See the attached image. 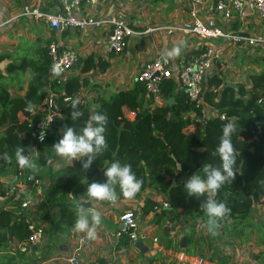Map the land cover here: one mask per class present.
Wrapping results in <instances>:
<instances>
[{"label": "trees", "instance_id": "16d2710c", "mask_svg": "<svg viewBox=\"0 0 264 264\" xmlns=\"http://www.w3.org/2000/svg\"><path fill=\"white\" fill-rule=\"evenodd\" d=\"M49 65L50 61L43 50L42 58L29 66L31 79L23 98L11 97L0 83V131L5 129L0 133V157L5 156L8 160V163H2L7 174L33 177L42 182L48 178V184L41 193L34 191V196L43 195V200L33 201L32 205L36 211L35 219L49 225L45 234L50 239L54 238L53 232L58 227L72 230L76 207L67 194L71 193L79 200L87 184L103 183L105 177L102 169L114 160L129 164L141 180V189L133 198L141 200L139 214L148 216L157 211L153 223L162 231L165 224L173 225L181 219H184V224L189 220L208 219L202 207L207 196L197 199L187 197L183 184L193 172L200 171L203 164L219 166L214 150L225 121L211 118L205 124L195 122L193 130L188 132L189 121L185 115L191 110V106L174 81L169 79L163 83L164 102L151 111L144 107L147 92L143 85L136 83L132 90H121L109 98L100 96V99L95 100L100 105L94 110L108 117L105 131L107 149L98 155L90 168L86 172L82 171L80 161L70 160L69 165L48 169L46 175L49 160L47 149L58 141L67 124L79 131L92 111L77 105L82 116L71 121V103L65 105L62 116L51 124L46 140L42 144H34L23 109L28 104L36 107L34 122L44 117L43 100L48 90L54 87L51 82L46 81ZM96 67L104 68L103 63L95 64L88 59L83 62L80 74L94 71ZM13 68V65H9L5 73H11ZM3 78L0 73V80ZM70 82L75 88L77 84L86 87L88 80L82 78ZM220 83L215 77L208 80L209 87L217 88ZM237 91L228 86L224 87L217 103L212 102V93H206L207 102L213 103L225 116L237 117L241 128L238 136L233 138L237 150V174L232 183L224 184L214 197L218 202H224L230 211L227 216L216 219V224L244 220L254 203L264 197V105L258 104L260 98L264 97V73L251 77L250 88L244 89L239 85ZM169 99H173L171 106L165 104ZM124 110L133 113L134 118L129 120L125 117ZM196 114L199 116L200 112ZM29 144L34 146V159L37 163L35 172L19 168L14 158L16 147L22 145L29 153ZM27 187V184L21 183L16 190H11L8 184L0 182V198L4 205L0 208V253L7 252L11 241L19 242L27 236L24 222L17 221L16 216L17 207L30 191ZM148 190L149 193L145 194ZM115 191L118 199H128L121 195L119 186L115 187ZM64 198L70 199L68 207L60 209ZM108 204L109 202H99L95 205ZM163 204L167 207L163 208ZM127 247V240L121 239L117 249Z\"/></svg>", "mask_w": 264, "mask_h": 264}, {"label": "crops", "instance_id": "0c3cea01", "mask_svg": "<svg viewBox=\"0 0 264 264\" xmlns=\"http://www.w3.org/2000/svg\"><path fill=\"white\" fill-rule=\"evenodd\" d=\"M206 1V7L200 9L202 15L209 11L213 2V0ZM0 6L3 9L0 13V30L9 28L8 35H10L7 40L0 42V73L4 76L0 83L7 79L6 84H2L7 93L11 97L23 98L31 79L29 66L42 58L47 43L56 40L57 34L44 23L34 22L30 18L18 17V15L25 6L38 7L48 13H56L61 7L59 0H0ZM190 11L191 6L188 0H96L94 5H81L78 9H74V14L93 19L108 20L115 18L120 12L125 13L127 24L134 34L127 40L124 50L116 54L107 45L111 32L110 26L83 31L65 29L59 35L61 41L66 49L76 54L77 61H80L78 66L74 65L72 80L86 78L88 83L86 87L77 84L76 88L71 85V82L60 88H56L51 83L54 87L49 90L58 96L76 95L80 92L88 101V110H93L99 107L100 102L96 103L95 100L100 99V96L109 98L121 90H132L136 84L135 77L146 61L164 57L170 59L175 67L185 58L197 55L198 50L204 47L206 42L192 35L178 32L167 33L168 29L187 23L190 19ZM216 23L224 31L239 34L255 33L264 37V23H254L251 18L243 22L234 18L231 23L216 18ZM147 29L153 31L147 32ZM175 46L181 48L180 55L167 57V52ZM256 52L254 57H259L256 61L264 62V49L240 50L235 53L226 51L221 54L220 62L230 63L232 60L240 59L247 54L253 55ZM25 56H28V59H25ZM88 59L95 64L103 63L104 68L96 67L94 71L81 75L80 69L83 62ZM9 65L15 68L11 73L6 74L5 71ZM227 67V73H220L223 79L220 80L221 83L216 88L218 90L213 94V103L224 87H231L235 92H238L239 85L248 89L251 86V77L264 73L261 70L262 72L259 73L241 75L239 67L230 68L228 65ZM49 68L50 65L46 81L51 82L48 77ZM230 71L233 72L232 75H229ZM19 72L24 76V80L22 84L16 85L18 80L16 75ZM12 81L15 82L16 88L9 85ZM94 86L97 89H89ZM148 101L147 95L145 109H148ZM213 103L209 104L213 106ZM124 115L129 120L133 119L127 110H124ZM185 118L189 121L188 132L193 130L192 126L195 122L205 124V121H200V117L195 115L192 108L186 113ZM28 151L32 154L34 146L32 145ZM70 163L69 161L67 165ZM4 173L0 174V182L8 184L12 190V186L16 185L14 176ZM30 200V206L35 208L32 205L33 199H28ZM69 200L64 198L60 203V209L67 208ZM2 203L3 200L0 198V208L4 206ZM140 207L139 199H117L109 202L107 206L95 205L94 210L101 215V224L96 226L94 239L87 237L84 233L58 227L62 232H67L63 247L61 244L57 245L58 240L54 242L45 234L42 245L33 250L30 255H17L13 252L16 243L11 241L7 252L0 253V264H64L59 259L69 248L74 247L81 249L82 264H108L114 257L116 264H176V258L180 252L185 255V261L181 264H198L199 259L202 260V264H264V197L254 203L244 220H230L223 224L209 222L208 219L189 220L184 224V219H181L173 225L165 224L162 231L153 223L155 219L153 213L148 216L142 215L139 227L147 222L152 223L154 225L152 235L157 237L165 250L158 251L151 245L150 240H146L144 244L142 243L147 249L145 253L136 249L135 243L126 249L116 248L114 251V233L120 228L117 217L124 210H134L139 213ZM74 211L76 212V209ZM201 222L204 227L198 230V224ZM45 224L47 229L49 225ZM161 236L165 238L162 239ZM182 239L186 241L180 246Z\"/></svg>", "mask_w": 264, "mask_h": 264}, {"label": "built area", "instance_id": "2783aa9c", "mask_svg": "<svg viewBox=\"0 0 264 264\" xmlns=\"http://www.w3.org/2000/svg\"><path fill=\"white\" fill-rule=\"evenodd\" d=\"M188 2L191 6L188 22L168 29L167 33L178 32L192 35L206 42V45L198 50L197 55L185 58L175 67L170 59L164 57L146 61L137 73L135 81L143 85L147 92L149 99L147 107L150 111L164 102L162 98L163 83L171 79L183 91L195 115L200 112V121H207L211 118L222 120L221 117L225 114L220 113L219 109L210 105L206 100V93L214 94L218 90L209 87L208 80L213 77L219 80L223 79L220 76V73L223 74L222 66L218 64L222 59L221 54L226 51L235 53L240 50L264 49V37L255 33L239 34L228 30L224 31L217 25L216 18L228 23L234 21V18L242 22L251 18L254 23H264V0H213L205 15L200 14V9L206 7V0H188ZM59 3L61 9L56 13H48L38 7L25 6L18 15V17L30 18L34 22L44 23L57 34L56 40L46 45V53L50 60L48 77L56 88L66 86L73 79L72 70L77 61L76 54L64 47L59 36L65 29L83 31L89 28L110 26L111 32L107 39V45L116 54H120L124 50L127 40L134 34L127 24L125 13L120 12L115 18L108 20L74 14V9H78L83 4L94 5L96 0H59ZM150 31L153 30L147 29V32ZM54 65H59L62 69L59 76L53 75L51 71ZM72 99H77L80 107L89 109L88 101L82 93L58 96L51 90L48 91L43 100L45 115L39 121L34 122L37 115L35 106L28 104L24 107L23 112L27 116V123L34 144L39 145L46 140L50 134L51 124L62 116L63 107L71 103ZM218 99L219 97L215 98V103ZM258 104L264 105V97L260 98ZM129 115L134 118L133 113H129ZM50 120L51 122H49ZM42 128L46 129H43L44 139L40 141L38 136ZM4 130L2 129L0 133H3ZM14 181L16 185L13 186L12 190H16L22 183L27 184L30 191L25 194V200L21 201L16 209L17 221L22 220L24 222L28 233L23 240L15 242L13 252L17 255H30L33 250L42 245L47 226L35 219V208L30 206L28 199H33L36 202L42 201L43 195H36L35 197L34 191L41 193L46 185L33 177L25 178L20 175L14 176ZM166 207L167 205L163 204V208ZM152 213L155 215L157 211ZM141 218L143 216L134 210H124L119 214L117 219L120 228L114 233V251H116L121 239L127 240L128 246H132L137 240L143 244L144 241L150 240L151 245L158 251L165 250L157 237L152 235L154 227L152 223L147 222L144 226L139 227ZM203 227L202 222L198 224V230ZM80 250L79 247L69 248L59 260L64 264H82ZM176 259V264L183 263L185 261L184 253L180 252ZM108 264H116L115 257ZM198 264H202L201 259L198 260Z\"/></svg>", "mask_w": 264, "mask_h": 264}, {"label": "clouds", "instance_id": "9594fccd", "mask_svg": "<svg viewBox=\"0 0 264 264\" xmlns=\"http://www.w3.org/2000/svg\"><path fill=\"white\" fill-rule=\"evenodd\" d=\"M181 48L173 47L167 52V57L180 55ZM53 75L59 76L62 69L59 65L52 66ZM79 101L72 99L70 108V120L80 119L82 112L77 110ZM225 122L221 126V134L215 147V155L219 159V166L205 163L198 172H193L183 184L184 193L187 197L207 196L202 207L208 217L209 222H214L218 218L227 216L230 209L224 202H218L214 197L218 190L226 183H232L237 174V150L233 143L234 136H238L241 131L238 118L235 116L221 117ZM51 122V120L49 121ZM108 117L102 112L91 111L84 121L83 127L77 131L73 126H65L62 135L51 149L56 156L71 161H80L81 170L87 171L96 160L99 154L107 149L105 138ZM40 132L38 139L43 141L44 131ZM35 152L28 153L24 146L20 145L14 150V158L17 166L21 169L37 171V163L34 159ZM48 165L53 164V160L47 161ZM103 183L92 182L87 184L83 195L79 200L71 193L67 194L76 207V215L72 224L74 232L84 233L89 238H95L96 226L101 224V215L94 210L95 204L99 202H114L118 199L115 187L119 186L121 195L128 199H133L141 189V180L137 178L132 168L127 163L114 160L103 168ZM86 180V179H85ZM90 205V207H85Z\"/></svg>", "mask_w": 264, "mask_h": 264}, {"label": "rangeland", "instance_id": "374dc122", "mask_svg": "<svg viewBox=\"0 0 264 264\" xmlns=\"http://www.w3.org/2000/svg\"><path fill=\"white\" fill-rule=\"evenodd\" d=\"M3 9H2V6H0V13H1V11H2ZM22 28V27H21ZM9 28H4V29H1L0 30V42L3 40V42L5 41V40H7V38L10 36V35H8L9 33ZM22 31H23V29H22ZM30 31L32 32V29H30ZM257 54V52L256 53H254L253 55H248L247 54V56H245V57H242V58H240V59H236V60H232L230 63H228V62H225V63H223V62H219L218 64L220 65V66H222V68H221V71L223 72V74H225V73H227L226 72V70H228V67H227V65L231 68V67H235V66H237V67H239V71H240V74L242 75V74H246V75H248L249 73H259V72H262V71H264V62H261V61H256L257 59L256 58H259V57H254V55H256ZM25 59H28V56H25L24 57ZM263 58H264V56H263ZM250 61V62H249ZM22 62H24L23 60H22ZM227 63V64H226ZM262 70V71H261ZM233 74V72L232 71H230L229 72V75H232ZM16 77H18V80H17V82H16V85H18L19 83L20 84H22V82H23V78H24V76L21 74V72H19L17 75H16ZM14 81V80H13ZM11 82V83H9V85H12L13 86V88H16L17 86L15 85V82ZM236 81H238V80H236ZM6 82H7V79H5V80H3L2 81V84L3 85H5L6 84ZM67 126H70L69 124H67ZM47 157L49 158V159H52L53 160V164L52 165H48L47 166V168H46V170H45V174L47 175V172H48V169H57V168H59V167H61V166H64V165H67L68 163H69V161L70 160H68V159H65V158H62V157H58V156H56V154L54 153V151L51 149V147L50 148H48L47 149ZM2 163H4V164H6L7 163V159L6 158H1L0 159V174H3V172H5L4 171V169H3V167H2ZM4 174H7V173H4ZM45 184H48V178H46L45 179ZM4 185H6V184H4ZM12 186V185H11ZM13 187V186H12ZM147 193H149V190L148 191H146V193L145 194H147ZM53 241L55 242V241H57L58 240V244L57 245H59V244H64L65 242V239H67L66 237H67V232H62L61 231V229H58V232H57V230H55L54 232H53ZM161 238L162 239H164L165 238V236H161ZM64 245H62V247H63Z\"/></svg>", "mask_w": 264, "mask_h": 264}, {"label": "water", "instance_id": "95a60500", "mask_svg": "<svg viewBox=\"0 0 264 264\" xmlns=\"http://www.w3.org/2000/svg\"><path fill=\"white\" fill-rule=\"evenodd\" d=\"M79 63H80V61H76V66H78ZM172 104H173V99H169L168 101H166V105L171 106ZM31 147H32V144H29V146H28V150H29ZM28 202H31V200L28 201ZM184 241H186V239H182V240L180 241V246L183 245ZM135 248L138 249L141 253H145V252L147 251V249L142 245V243H141L139 240H137V241L135 242Z\"/></svg>", "mask_w": 264, "mask_h": 264}]
</instances>
